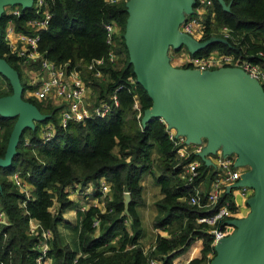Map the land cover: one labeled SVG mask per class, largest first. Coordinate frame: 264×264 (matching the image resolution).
Segmentation results:
<instances>
[{"label": "trees", "instance_id": "trees-1", "mask_svg": "<svg viewBox=\"0 0 264 264\" xmlns=\"http://www.w3.org/2000/svg\"><path fill=\"white\" fill-rule=\"evenodd\" d=\"M126 1L107 4L104 0H53L48 4L50 18L46 29L38 33L37 50L52 62L69 60L71 64L77 61L82 64L90 58L106 56L108 47L102 24L114 21L119 28L112 47L116 60L105 61L101 79L89 78L86 71L84 77L85 81L89 80L87 84L96 99H106L116 87L121 86L116 91L117 109L105 117L69 123L65 128L56 124V114L62 105L22 97L27 87L23 82V79L27 80V74L22 59L9 54L2 40L3 28L9 18L17 31L33 33L26 23L35 16L32 7L22 9L19 5H10L17 6L19 14L7 15L4 10L1 14L0 58L16 71L22 88L21 98L33 104L40 114L49 115L45 121L55 123V130L53 137L43 142L37 135L40 123L34 122L32 129H23L9 165L0 167V212L3 215L0 264H35L39 238L29 234L30 219L51 233L46 252L49 264H71L77 254L75 264H147L142 246L137 242L142 232L135 209L143 205L141 179L148 173L153 175L159 193V198L153 203L156 214L152 228L168 236L159 237L156 233L153 249L148 255H167L165 263H169L196 239H201L202 253L188 264L207 263L214 255L208 235L202 232L204 225L195 222V218L203 214V209L180 200L189 191V186L179 177L180 163L175 160L163 124L152 119L139 126L140 118L135 117L132 109L133 95L141 114L151 101L135 82L123 43ZM222 1L227 6L226 10L216 0H210L201 20V41L221 38L217 29L226 27L230 31L229 36L221 38L226 43H210L191 54L183 47L172 51L184 49L190 56L201 57L216 50L241 56L264 72V0ZM195 3L193 0L192 7ZM237 35L242 38L236 42ZM245 43L250 48H245ZM31 67L36 69L37 66L32 64ZM4 81L7 88L0 90V97L11 94L7 80ZM44 102L46 104H42ZM13 123L14 118L0 116V158L4 155ZM153 167L157 169L155 174ZM199 169L200 172L202 170L201 178L206 174V167L200 166ZM13 172L24 175L32 187L29 198L11 185L8 176ZM212 176L213 173L208 172V179ZM100 179L109 185L104 212L99 213L95 208L79 212L80 205L76 203L81 197L85 200L100 196ZM75 189L78 194L70 201V193ZM86 189H89L88 193H85ZM123 192H127L129 197L126 215L122 214ZM228 196L225 194L224 198ZM84 205L87 206L86 203ZM70 210L74 211L71 222L61 216ZM93 219L99 222L97 235L91 227ZM124 220L129 227L124 225ZM64 225L75 230V248L69 246L66 234L59 230V226ZM207 253L212 254L211 258H206Z\"/></svg>", "mask_w": 264, "mask_h": 264}, {"label": "water", "instance_id": "water-1", "mask_svg": "<svg viewBox=\"0 0 264 264\" xmlns=\"http://www.w3.org/2000/svg\"><path fill=\"white\" fill-rule=\"evenodd\" d=\"M226 10L222 0H216ZM32 0H0V17L5 6L25 9ZM193 0H127L122 34L128 63L135 82L145 91L151 104L144 109L141 126L161 119L175 136L190 143L205 136L206 146L198 154L205 166L207 156L234 148L239 152L234 166L244 168L236 183L226 188L247 187L252 193L245 201L248 212L224 224L231 232L212 247L214 255L208 264H264V92L261 86L236 67L210 71L177 68L170 65L168 49L183 47L189 54L214 42L211 37L196 41L178 31L183 19L176 15L182 9L192 13ZM0 76L7 80L11 94L0 97V116L14 118L0 167L9 165L23 129L34 122L43 123L49 115L40 114L35 106L21 98L22 88L16 71L0 58ZM247 162L250 166L245 165ZM128 193L123 195L126 215Z\"/></svg>", "mask_w": 264, "mask_h": 264}, {"label": "built area", "instance_id": "built-area-1", "mask_svg": "<svg viewBox=\"0 0 264 264\" xmlns=\"http://www.w3.org/2000/svg\"><path fill=\"white\" fill-rule=\"evenodd\" d=\"M50 1L53 0H32L30 7H32L35 16L29 18L26 22L33 29L31 35L17 31L11 18L7 19L3 28L2 40L7 46L8 53L22 59L23 68L29 74L27 77L28 85L33 87L32 90L28 89L29 95L37 100H48L52 97L58 105H62V108L56 114V124L61 128H65L69 123H83L87 120L105 117L117 109L119 100L116 91L121 86L116 87L106 96V99H96L94 92L87 84L89 80H84L80 71L75 68L77 67V65H74L75 63L71 64L69 60L62 63L52 62L44 58L37 50L38 33L46 29L50 18L48 9ZM116 1L104 0L107 4H112ZM209 5L210 0H196L192 7L191 15L183 19L178 26V31L192 37L196 41H201V20L206 14ZM3 10L7 15L17 16L19 14L17 6H5ZM102 27L108 51L106 56L90 58L87 62H82V67L88 73L89 78L101 79L103 77L101 68L105 61L113 62L116 60L112 47L114 44L113 38L117 36L119 31L118 25L114 21H108L104 22ZM217 31L223 39L227 38L230 32L226 27H220ZM169 50L172 49L169 48L168 52ZM172 61L174 64L170 63V65L173 67L197 71H210L221 67L239 68L249 78L255 80L264 92V72L256 64L241 56L212 50L205 56L193 57L184 51ZM78 63L81 64V61H77L76 64ZM32 64H36V69H32ZM132 109L135 111V117L137 119L141 118L142 114L135 95L132 96ZM157 120L163 124L167 139L172 145L174 157L180 161L179 177L189 186V191L184 196L186 204L203 209V214L196 217L195 222L204 225L202 232L208 235L210 247L212 248L218 240L228 235L232 230V227L224 224V222L228 219L240 218V206L236 204L237 198L245 202L252 193L247 187H239L230 189L228 198H224L226 188L234 185L245 169L234 166L235 157L233 155H222L219 151L214 155L207 156L209 165L205 166L198 157L201 152V145L185 143L183 137L175 136L174 131L168 129L161 119L158 118ZM138 123L140 126V119ZM54 130L55 123H52V121L40 123L37 130L38 138L46 142L53 137ZM200 166L206 167L207 172L213 173L206 188L200 182ZM8 180L22 196L25 198L30 197L32 187L26 181L24 175L19 172H13L8 176ZM77 189L72 190V192L78 194ZM98 189L100 192L98 198H103L102 200L105 202V197L109 192V185L103 179H100ZM88 192L89 189H86L85 193ZM125 193L127 192H123V195ZM222 198L224 199L222 200ZM91 204L98 209L99 213L104 212L103 201L101 203L94 201ZM86 207L84 204L80 205L78 208L79 212L85 210ZM1 223H3V215L0 212ZM126 223L128 222L124 220L125 226H127ZM91 225L96 230L99 225L98 219H93ZM28 231L30 235H36L39 238L38 256L35 259V264H49L50 260L46 256V252L48 241L51 237L50 231L42 229L39 223L33 219L28 222ZM199 241L197 239L194 240L195 246H189L185 254L181 253L171 259L169 263H165L167 255H148V252L153 249L152 245L143 248L142 254L145 256L147 264H188L193 258L195 250L198 249L196 244ZM77 257L78 254L71 264H75ZM204 264H208V262Z\"/></svg>", "mask_w": 264, "mask_h": 264}, {"label": "rangeland", "instance_id": "rangeland-1", "mask_svg": "<svg viewBox=\"0 0 264 264\" xmlns=\"http://www.w3.org/2000/svg\"><path fill=\"white\" fill-rule=\"evenodd\" d=\"M176 16L178 18H180V19H184L186 17L185 10L182 9L181 11H179L177 13ZM241 38H242L241 35H237V37L234 40L237 42ZM244 47L245 48H250L248 43H245ZM263 47H264V45H263ZM184 51H185L184 49H181L178 52H174L172 50H169L168 57H169L170 63L174 64L172 59H175L176 57L181 55ZM76 63L74 64V65H77V67H75V68L78 71H80L81 76L83 78L86 77L84 67H82L83 65L80 64V63H78V64H76ZM26 74H27V77H28L29 74L27 72H26ZM23 82H24L25 86H27V87L25 88V91H24L22 97L26 99V98L30 97V96L27 97V94L29 93L28 89L32 90L33 87H30L28 85V81L27 80L23 79ZM6 88H7L6 83H5L4 79L0 76V90H6ZM30 98H32V97H30ZM42 104H46V103L44 102ZM191 142H193V144L201 145V150H203L205 148V146H206L207 139H206L205 136L201 135V136H198L197 138L193 139ZM219 149L222 150V152H224L226 154L233 155L234 157H236V155L237 156L240 155L239 152H237L234 148L231 147V148L226 150V149H222V146H218L216 149H214L213 153L216 152ZM154 156H155V154L153 153V158H154ZM209 156H211V155H209ZM175 160L180 163V161L178 159L175 158ZM245 165L250 166V163L247 162ZM243 166L244 165H241L239 168H241ZM155 170H157V169L153 167L152 171H153L154 174L157 172ZM201 173H202V170H201ZM205 173L206 174L204 176L206 177L208 172L205 170ZM141 183H142L141 185H142L143 205L140 206V207H137L135 209V213H136V215L138 216V218L140 220V226H141V232H142L141 233V237H140L139 241H137V242L142 246V249H143V248L149 247L150 245H154V243H155V235L158 234L157 236L164 237V238H167L168 236L166 235L165 232L160 231V233H158V232H156V230H154L152 228V222H153L154 216L156 214V211H155V208L153 206V203H154V201L156 199L159 198L158 188L154 184L153 175L151 173L143 175V177L141 179ZM77 193H78V191H77ZM70 194L71 195L69 196L68 199L70 201H73L74 195H77V194H74L73 192H71ZM102 199L103 198H98L96 196L94 198L89 197V198L84 200L81 197L80 200L77 201L76 205H81V204L86 203L87 204L86 210L88 208H95L96 211L98 212V209L96 207H94L91 203L94 202V201H97V203H101V201H103V203H104V200H102ZM180 200L185 202V197L184 198L183 197L180 198ZM83 211H81V213H83ZM68 212L66 211L65 214L63 213V215H61L62 219L67 220V217L72 215V212H69V213ZM247 212H248V208L246 207L245 204L242 203L241 211H239L240 215L244 216ZM73 217H74V214H73ZM67 221H70V220H67ZM126 224L128 226V223H126ZM91 227H92V225H91ZM59 230L62 233L64 232L66 234V238L69 240V246L71 248H75V242H74V240H75V230L70 229L69 227H67L65 225L64 226H59ZM99 231L100 230H99V225H98V228L94 231V233L97 232V234H98ZM197 240H200V241H199V243L197 242V244H196L198 249L195 250V252L193 254V259L199 258L201 256V253H202V251H201V239H197ZM189 246H195V243L191 242ZM189 246H188V248H189ZM188 248L182 254H185L188 251ZM156 256H158V255H156ZM211 256H212L211 253H207L206 258H211ZM203 262L205 263V261H201L199 264H204Z\"/></svg>", "mask_w": 264, "mask_h": 264}, {"label": "crops", "instance_id": "crops-1", "mask_svg": "<svg viewBox=\"0 0 264 264\" xmlns=\"http://www.w3.org/2000/svg\"><path fill=\"white\" fill-rule=\"evenodd\" d=\"M29 96L32 97L31 95L27 94V97H29ZM48 101H49L51 104H53V105H58L57 102H56V100H54L52 97H50V98L48 99ZM208 181H209V179H208L207 176H206V177L203 176V177L200 178V182H201L202 186H204L205 188H206V186H207V184H208ZM141 184H142V183H141ZM242 203L245 204L244 201H242L241 199H238V198H237L236 204L240 206L239 211H241ZM69 212H72V215H70V216L68 215L69 217H67V220H70L69 222H71V220H73V214H74L73 212H74V211L70 210ZM69 212H68V213H69ZM239 217H243V216H241L240 213H239Z\"/></svg>", "mask_w": 264, "mask_h": 264}]
</instances>
